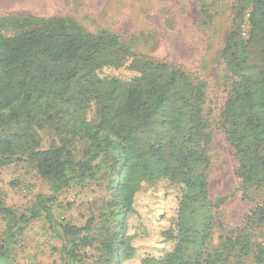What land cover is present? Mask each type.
<instances>
[{"label":"trees","instance_id":"16d2710c","mask_svg":"<svg viewBox=\"0 0 264 264\" xmlns=\"http://www.w3.org/2000/svg\"><path fill=\"white\" fill-rule=\"evenodd\" d=\"M239 1L250 4L248 38L243 40L231 30L222 49L227 69L236 79L224 103L222 124L237 158L235 174L240 187H245L264 183V70H259L257 78L249 73L252 65L247 52L251 42L258 43L264 63V0ZM4 25L16 31L0 33V125H6V137L0 138L6 155L0 157V166L19 160L13 157L11 147L26 149L38 174L49 184L51 193L44 199L50 202L74 179L92 176L91 160L110 150L116 155L111 163L110 187L117 231L107 247V262L122 264L133 256L125 223L133 209L135 191L142 180L163 178L179 190L174 230L162 232L175 243L158 257L145 256L141 264L225 261L223 251L202 257L200 247L209 238L210 223L200 221V227L192 223L195 216L202 215L200 210L209 206L205 147L210 135L202 106L205 83L193 80L175 64L131 52L115 34L92 33L71 17L6 14L0 18V26ZM121 67L133 74L124 78L104 73L105 69ZM80 74L89 83L86 97L68 102L85 124L93 149L74 162L62 145L34 149L38 138L32 120L36 114L46 113L50 102L66 103L62 96ZM226 199V195L218 197L213 205L218 207ZM256 211L264 221V207L256 206ZM0 214L11 216L12 212L0 202ZM38 214L39 209L31 210L19 220L27 222ZM60 227L75 246L71 238L78 237L83 228L69 223ZM7 236L14 239L15 233L9 229ZM236 245L237 256L250 250L247 235L228 240L224 249L228 252ZM64 250L71 260L80 258L75 249ZM0 264H9L3 244Z\"/></svg>","mask_w":264,"mask_h":264},{"label":"rangeland","instance_id":"374dc122","mask_svg":"<svg viewBox=\"0 0 264 264\" xmlns=\"http://www.w3.org/2000/svg\"><path fill=\"white\" fill-rule=\"evenodd\" d=\"M249 11V2L239 0H0V18L6 14L71 17L92 33L115 34L131 52L175 64L193 80L205 83L202 106L210 135L205 147L209 206L200 210L202 215L195 216L192 223L200 227V221H209V238L200 250L204 259L223 251L221 257L226 260L217 264H264V221L256 211V206L264 207V183L240 187L235 174L237 158L222 124L224 103L236 80L227 69L222 49L231 30L247 40ZM15 31L0 26L3 35ZM247 52L252 65L249 73L257 78L259 70H264L262 46L251 42ZM104 73L129 78L133 71L121 67L105 69ZM88 87L80 74L62 96L66 103L50 102L46 113L36 114L32 129L38 144L34 149L62 145L74 162L93 149L85 124L68 102L74 97L84 100ZM5 137L6 125H0V138ZM11 149L19 160L0 166V202L12 212L11 216L0 214V244L6 247L7 262L112 264L106 258L107 247L117 231L110 187L111 163L116 155L110 150L98 154L91 160L92 176L74 179L49 202L44 199L51 193L49 184L38 174L27 150L19 145ZM2 155L6 151L0 148ZM224 195L226 201L214 206L215 199ZM178 196L177 186L167 179L139 183L125 223L134 254L122 264H141L145 256L158 257L173 248L175 242L162 232L174 230ZM35 209H39L37 216L27 222L19 220ZM64 223L83 228L78 237L71 238L75 246L62 233L60 226ZM9 229L15 233L14 239L7 236ZM241 235H247L248 253L237 256L238 245L227 252L224 247L228 240ZM65 247L75 249L80 258L71 260Z\"/></svg>","mask_w":264,"mask_h":264}]
</instances>
